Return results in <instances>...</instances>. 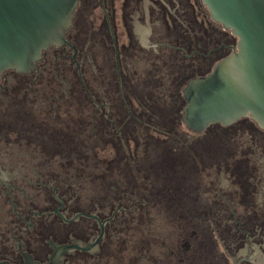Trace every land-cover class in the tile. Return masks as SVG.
Wrapping results in <instances>:
<instances>
[{
    "label": "flooded vegetation",
    "instance_id": "af4514ba",
    "mask_svg": "<svg viewBox=\"0 0 264 264\" xmlns=\"http://www.w3.org/2000/svg\"><path fill=\"white\" fill-rule=\"evenodd\" d=\"M236 48L202 0H77L0 74V264H264V128L183 119Z\"/></svg>",
    "mask_w": 264,
    "mask_h": 264
},
{
    "label": "water",
    "instance_id": "95a60500",
    "mask_svg": "<svg viewBox=\"0 0 264 264\" xmlns=\"http://www.w3.org/2000/svg\"><path fill=\"white\" fill-rule=\"evenodd\" d=\"M237 48L184 88V121L193 130L248 117L264 128V0H202ZM77 0H0V74L27 72L42 50L70 29Z\"/></svg>",
    "mask_w": 264,
    "mask_h": 264
}]
</instances>
